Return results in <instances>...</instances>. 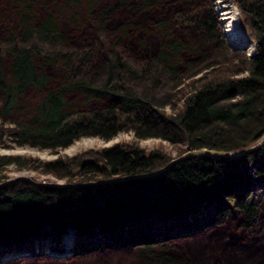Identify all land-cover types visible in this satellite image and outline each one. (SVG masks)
Listing matches in <instances>:
<instances>
[{
    "label": "trees",
    "instance_id": "trees-1",
    "mask_svg": "<svg viewBox=\"0 0 264 264\" xmlns=\"http://www.w3.org/2000/svg\"><path fill=\"white\" fill-rule=\"evenodd\" d=\"M101 1L0 0V147L55 151L80 136L109 140L129 131L184 145L180 154L238 151L262 135L264 0H232L252 41L248 55L221 40L209 0ZM178 5L177 13L165 11ZM122 8L137 17L110 27ZM89 25L95 38L104 34L99 44H74ZM150 29L149 52L131 56L122 48L127 36ZM26 88L37 94L33 106L22 97ZM171 158L132 142L46 161L0 154V183L12 165L68 184H0V261L16 252L50 254L47 248L63 255L62 234L72 228L74 255L130 246L151 264H190L158 249L208 228L215 235L218 225L247 233L264 226V143L236 157L191 155L143 175Z\"/></svg>",
    "mask_w": 264,
    "mask_h": 264
},
{
    "label": "rangeland",
    "instance_id": "rangeland-1",
    "mask_svg": "<svg viewBox=\"0 0 264 264\" xmlns=\"http://www.w3.org/2000/svg\"><path fill=\"white\" fill-rule=\"evenodd\" d=\"M205 2L206 0H199ZM208 1V0H207ZM212 11L215 15L217 28L219 29V34L221 40L227 43L228 46L234 48H242L245 50L246 54L248 53V48L246 46L239 47L235 43L229 40V35L224 31V22L221 17L223 16L222 9L220 6L226 5V7L234 6L237 15L236 21L238 26L245 32L247 38V29L242 24L241 14L236 8L232 0H209ZM108 2L112 3L113 0H102L101 3L107 4ZM182 6L178 5L176 9H166L168 15L179 12ZM170 11V12H169ZM133 10L119 9L118 11L114 10V13L110 17V27L115 25L118 21H124L126 17L129 19L132 16H136ZM137 17V16H136ZM138 33H132L127 36L128 41L125 40V44L122 45V48L132 55L145 54L149 52L152 48L151 42L148 46V40H154L153 29L149 30L148 34L137 35ZM85 36V37H84ZM104 34L99 35V38H95L92 35V25H89L85 28H82L81 31H77L75 34V39L73 41L76 43H84L85 41L94 40L97 44L99 41L97 39L103 38ZM153 36V37H152ZM144 37L145 43L140 47V38ZM195 35L193 36V38ZM99 48V45H97ZM149 48V49H148ZM251 53V51H250ZM49 75L53 76L51 71L47 72ZM47 88H53L54 84L50 77H48ZM24 99L28 102L27 106H33L37 99V94L30 88H26L23 96ZM1 107V99H0ZM167 111L169 108H165ZM29 108H25L24 112H28ZM264 132L262 133V135ZM261 135V136H262ZM261 138V137H260ZM259 140V138L257 139ZM127 143L132 142L136 143L139 147L143 148L145 151L150 149H161L166 154L170 155L172 158L179 156L180 154L186 152L183 151L180 154H176V150L180 146L184 145H172L164 140H161L156 137H147L144 139H134L131 132L129 131H118L115 136L109 140L100 139L97 136H80L74 139L68 146L55 151H50L48 149H37L30 146H15L11 145L8 147H0V154H13V155H22L26 157L38 158L42 161L50 160L57 156H71L77 152H81L86 149H98L103 146L110 145L112 143ZM171 158V159H172ZM7 179L15 178L18 176L27 177L28 179L35 182H48V183H62V180H56L53 176L40 173L34 169H15L12 165L8 166ZM6 179V180H7ZM261 203V215L264 217V195L262 196ZM237 224H232L231 226L225 225V231L221 228V225L216 226L215 231L218 232L216 236L222 235V237L217 238L213 229H205L201 232L195 234H189L188 236H182L170 240L167 243L163 244L164 240L160 245L158 252L160 253H171L172 255L184 256L190 261V264H264V226L254 225V227L247 233L241 229H237ZM224 233H221V232ZM248 231V230H247ZM71 231H68L63 240L61 239L62 248H64V254L54 256L53 252L47 250L50 254H46L41 250L43 254L32 255L25 254L22 255L19 252H16L17 255L2 259L0 264H47L49 262H54L56 264H151L150 262H145L144 258H141L136 250L130 246H115L111 245L108 247L96 248L90 252L83 254H76L72 252L74 246L72 243ZM213 233V234H212ZM66 236V237H65ZM43 249V248H41ZM46 250V251H47ZM248 250H251L250 253L245 254ZM12 252V251H11ZM242 254H244L242 257Z\"/></svg>",
    "mask_w": 264,
    "mask_h": 264
},
{
    "label": "water",
    "instance_id": "water-1",
    "mask_svg": "<svg viewBox=\"0 0 264 264\" xmlns=\"http://www.w3.org/2000/svg\"><path fill=\"white\" fill-rule=\"evenodd\" d=\"M247 32H248V30H247ZM248 40L252 43V41L250 39H248ZM238 46L241 47L240 45H238ZM251 53H247V55L251 54ZM260 137H259V140L254 141L252 144H250L247 147H245V148H243L241 150H238V151H223V150L206 149V148H196V149L186 150V152L180 154L179 156L170 159L166 164H164L160 168H158V169H156V170H154V171H152L150 173L143 174V175H152V174L158 173V172L162 171L164 168H166L168 165L173 163L174 161L179 160L181 158H185V157L191 156V155H196V154H213V155H219V156H224V157H236V156L242 155V154L246 153L247 151L255 149V148L259 147L260 145H262L264 143V134L262 136H260ZM132 177H134V176H132ZM14 179H24V180H26L28 182L33 183V184L50 185V186H56V187H61V186L68 185L67 183H63V182L62 183L35 182V181H32V180L28 179L27 177H23V176H18V177H15V178L7 179V180H5L4 182H1V183L9 182V181L14 180ZM118 179H120V178L119 177L111 178V179H106L104 181H114V180H118ZM68 231H71L70 235L72 237V243H73V237L75 235V230L72 229V228H67L66 229V232L64 234H62V240H63L64 235ZM61 245L63 246V244H61ZM49 251H51V250H49ZM62 251L63 252H69V251H64V248H62ZM3 252L7 253L8 251H3Z\"/></svg>",
    "mask_w": 264,
    "mask_h": 264
},
{
    "label": "bare ground",
    "instance_id": "bare-ground-1",
    "mask_svg": "<svg viewBox=\"0 0 264 264\" xmlns=\"http://www.w3.org/2000/svg\"><path fill=\"white\" fill-rule=\"evenodd\" d=\"M223 16L221 17L224 22V31L229 35V40L236 45L247 46L249 51H252V43L248 40L245 32L238 26L236 21L237 12L234 6L226 7V5L220 6Z\"/></svg>",
    "mask_w": 264,
    "mask_h": 264
}]
</instances>
